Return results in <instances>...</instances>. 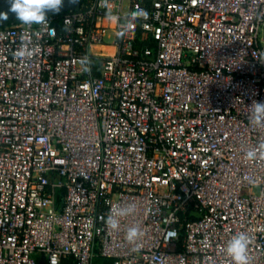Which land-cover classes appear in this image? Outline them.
<instances>
[{
	"label": "built area",
	"instance_id": "built-area-1",
	"mask_svg": "<svg viewBox=\"0 0 264 264\" xmlns=\"http://www.w3.org/2000/svg\"><path fill=\"white\" fill-rule=\"evenodd\" d=\"M254 101L264 0H80L0 25V264H233L240 232L264 264Z\"/></svg>",
	"mask_w": 264,
	"mask_h": 264
},
{
	"label": "clouds",
	"instance_id": "clouds-1",
	"mask_svg": "<svg viewBox=\"0 0 264 264\" xmlns=\"http://www.w3.org/2000/svg\"><path fill=\"white\" fill-rule=\"evenodd\" d=\"M9 2V11L15 13L17 20L27 26L47 23L48 13L60 12L64 4V0H9ZM71 2L75 3L76 0H71ZM139 15H146V13L141 12ZM6 20H8V12L0 13V21ZM123 34L121 32L118 35ZM36 52L37 48L29 47L27 43H22L14 55L18 59H29ZM250 109L251 122L257 126H264V102L254 101ZM246 158L249 161L256 160L257 158L264 159V145H261L259 149L249 150L246 153ZM135 210L136 206L134 204L117 208L107 216L105 221L106 226L111 230H119L120 218L133 214ZM142 235L143 233L139 227H130L127 230L126 239L130 243H135ZM250 242V237L244 232H240L230 239L225 251L233 264H250L248 255Z\"/></svg>",
	"mask_w": 264,
	"mask_h": 264
},
{
	"label": "water",
	"instance_id": "water-1",
	"mask_svg": "<svg viewBox=\"0 0 264 264\" xmlns=\"http://www.w3.org/2000/svg\"><path fill=\"white\" fill-rule=\"evenodd\" d=\"M79 3H80V0H76L75 3H72L71 0H64L63 7L58 13H64V12L73 10L78 7ZM9 8H10L9 0H0V13L8 12V20H11V21L17 20L16 14L10 12ZM50 14H57V13L49 12L48 15Z\"/></svg>",
	"mask_w": 264,
	"mask_h": 264
},
{
	"label": "trees",
	"instance_id": "trees-1",
	"mask_svg": "<svg viewBox=\"0 0 264 264\" xmlns=\"http://www.w3.org/2000/svg\"><path fill=\"white\" fill-rule=\"evenodd\" d=\"M81 1H84V0H81ZM58 14H62V13H58ZM16 22H19V20H14V21H11V20L0 21V25L1 26H7V25L15 24ZM97 261H101L103 264H112L111 260L104 259V258H101V257L96 258L94 260V264ZM73 263H74V261H73L72 258H65V259L62 260V263L61 264H73Z\"/></svg>",
	"mask_w": 264,
	"mask_h": 264
},
{
	"label": "rangeland",
	"instance_id": "rangeland-1",
	"mask_svg": "<svg viewBox=\"0 0 264 264\" xmlns=\"http://www.w3.org/2000/svg\"><path fill=\"white\" fill-rule=\"evenodd\" d=\"M106 39H107V37H106ZM95 264H103V263L101 261H97Z\"/></svg>",
	"mask_w": 264,
	"mask_h": 264
}]
</instances>
